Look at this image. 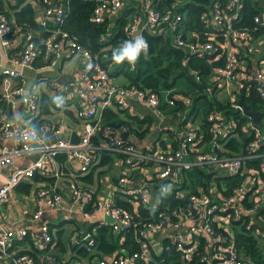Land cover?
I'll return each instance as SVG.
<instances>
[{
    "label": "built area",
    "instance_id": "2783aa9c",
    "mask_svg": "<svg viewBox=\"0 0 264 264\" xmlns=\"http://www.w3.org/2000/svg\"><path fill=\"white\" fill-rule=\"evenodd\" d=\"M241 1L226 0V3H222L218 0L215 3L209 34L205 40L186 39L177 34L176 42L193 52L211 54L217 58L223 56V62L213 67L207 90L212 92L214 85L217 91L224 87L232 106L245 113L239 99L246 83L248 87V84L254 82L264 99V59L255 65L245 63L246 58L257 51L258 44L249 28L236 22L240 15ZM143 2L145 27L151 30H174L182 18L176 3L163 10L152 0ZM126 3L127 0H96L93 18L101 21L106 15L120 12ZM226 6L232 10L228 11ZM47 7V13L41 17L40 22L48 31L41 35L36 28L28 26L23 47L14 61L23 67L33 66L38 56L43 54L49 64L56 65L65 50L85 58L84 86L75 85L78 95L77 114L84 120V130L78 142L64 138L49 142L45 139L48 130L59 132L61 125L42 122L37 126L11 118L3 119L0 135L3 138H16L17 143L13 146L0 143V168L13 164L10 173L5 178L0 177V203L10 197L15 184L32 178L62 151L80 158L81 170H86L93 165L97 149L115 150L121 152L128 163L153 161L156 174L161 180H176L189 175L190 185L195 187L193 190H183L184 193L179 197L187 194V199L180 200V204L165 202L155 210L153 216L116 204L111 198H97L92 211L109 214L113 218L112 227L118 233L133 230L139 245L135 250L125 247L126 252L98 257V264H264V120L256 123L249 114L251 118L244 126L248 136L245 138L238 131L235 116H227L222 109L213 107L205 116L209 126L208 136L201 126L188 123L177 129L178 144L173 148L137 147L134 142L120 135L114 124L104 121L98 111L116 103L127 106L135 98L153 106L157 114H162V91L131 82H118L111 74L110 66L103 64L99 54L75 39L63 27L66 0H57L55 7ZM254 18L256 22L264 23V9ZM141 21L139 14L132 15L129 23L132 36H143ZM12 29L11 18L4 9H0V38L5 46L11 44ZM3 71L10 75L18 73L11 66H4ZM196 77L199 78L198 74ZM166 90V101L175 105V98L168 95L172 89ZM192 96L186 93L179 99L188 106L193 101ZM9 98L12 104L20 100L33 115L40 108V92L37 89L26 91L23 86H17L9 92ZM99 132L102 138L96 142L94 135ZM233 138L238 143L232 144ZM35 151L39 155L31 163H14L16 156ZM197 167L212 172V175L207 176L208 185L195 180L196 176L201 178ZM118 180L123 194L137 198L139 205L151 203V183H133L126 174H120ZM71 187L76 200L89 201L93 198L92 190L78 182L72 181ZM61 200L62 193L54 186L38 187L35 198L37 208L33 217H39L44 206H58ZM89 212L84 210L86 215ZM238 231L254 237V246L259 256H254L238 245ZM27 232L24 226H3L0 211V259L9 252V246L14 240L25 237ZM159 233L165 237L159 238ZM83 237L86 248L90 252L95 251L98 240L92 232H85ZM37 239L43 246L52 239L48 223L41 225ZM12 260L14 264H62L51 255L38 260L29 251L13 254Z\"/></svg>",
    "mask_w": 264,
    "mask_h": 264
},
{
    "label": "crops",
    "instance_id": "0c3cea01",
    "mask_svg": "<svg viewBox=\"0 0 264 264\" xmlns=\"http://www.w3.org/2000/svg\"><path fill=\"white\" fill-rule=\"evenodd\" d=\"M56 2L57 0L48 2L44 0H0V8L7 12L13 22L11 44L5 46L0 38V123L5 118L37 126H40L42 122H50L55 126L61 125V130L59 132L48 130L45 137L47 141L54 142L59 138H64L78 142L85 124L77 114L78 95L75 85L84 86L83 70L87 62L85 58L65 50L56 65L49 64L43 54L38 56L33 66L23 67L14 61V58L21 52L28 26L36 28L41 35L48 31L41 24L40 19L47 13V6L55 7ZM133 2V15L139 14L142 18L140 26L144 27L142 30L144 32L145 29H150L145 27L147 25H145L144 2L143 0H133ZM24 6L33 9L35 25L23 20L21 11ZM263 9L262 6L261 10ZM256 43L258 44L257 51L246 58L245 63L248 65H255L264 59V34L256 37ZM109 64L112 68L115 62L111 60ZM4 66L14 67L18 73L6 74L3 71ZM113 76L120 83L130 82L129 76L123 69ZM17 86H23L26 91L37 89L40 92V108L35 115L20 100L12 104L9 92ZM181 88L182 90L175 91L173 88L168 89H172L174 94L181 98L189 93L187 92L190 90L189 81L187 80L186 86ZM161 91L163 95L162 114H157L153 106L135 98L131 99L127 106L116 103L100 108L98 114L104 121L114 124L120 135L134 142L139 148H173L178 144L177 129L188 123L197 124L203 129L201 124L212 106L205 98L200 97L188 109L175 111L173 110L175 105L166 101L167 90L161 89ZM217 92L221 100L228 99V93L224 87H220ZM194 105L198 108L197 111H191ZM107 111L113 113L109 118H106ZM132 115H137L143 120ZM136 128L143 133H138ZM101 138L100 132L94 135L96 142ZM1 142L13 146L16 145L17 139L3 138L0 135ZM95 153L93 165L89 169L81 170V159L69 156L62 151L54 157L53 161L46 163L38 170L32 178L23 179L15 184L10 197L0 203L2 225L24 226L28 232L25 237L14 240L9 246V252L0 259V264H14L12 255L20 251H29L38 260L51 255L62 264H98L96 261L98 257L126 252L124 248L131 245L128 236L134 238V234L133 230L124 233L116 232L111 224L113 218L109 214L93 212L97 198H111L116 204L153 216L156 214L155 210L165 203L164 200H167L168 196L177 195L179 197L190 185V182L186 180L189 175L176 180L159 179L156 174V164L153 161L128 163L121 152L108 149H97ZM38 155L37 151L18 155L14 163L28 164L37 159ZM12 168L13 164L1 167L0 177L5 178ZM120 174H126L133 183H151L153 186L151 203L139 205L137 198L123 194L119 189L118 176ZM198 179L196 176L195 180ZM72 181L91 189L93 198L89 201L76 200L71 187ZM42 185L57 188L62 193V200L58 206H44L41 215L34 218L33 212L37 208L36 192ZM168 185H171V190L166 192L164 189ZM84 210L90 211L89 214L86 215ZM45 222L50 225L52 239L43 246L39 243L37 236L41 233V225ZM88 231L92 232L98 240V246L93 252L86 248V240L83 239V234ZM105 231L107 235L105 238L112 237L111 231L114 235L112 240L118 243L113 250L99 242V238L104 235ZM157 236L165 237L161 233Z\"/></svg>",
    "mask_w": 264,
    "mask_h": 264
},
{
    "label": "trees",
    "instance_id": "16d2710c",
    "mask_svg": "<svg viewBox=\"0 0 264 264\" xmlns=\"http://www.w3.org/2000/svg\"><path fill=\"white\" fill-rule=\"evenodd\" d=\"M129 1H127L120 12L113 16L106 15L101 21H96L93 18L96 0H66L63 27L69 30L75 39L89 47L93 52L98 53L103 64L110 66L109 63L112 60L113 50L120 47L124 41L133 38L130 34L129 23L134 12V2L133 0ZM152 1L157 7L163 10L172 7L176 3V8L182 13V18L174 30L171 28H168V30L166 28L162 30L145 29L143 36L149 46L147 54L142 51L134 66L127 60L122 64L115 63L110 69L111 74H115L120 69H123L129 76L131 83L144 88L152 87L157 90L172 88L180 77H185L190 84V90L187 92L194 95L192 96V103L202 97L210 102L212 108L222 109L227 116H235L237 118V127L240 135L248 138L246 135L247 131H244V126L251 118L250 115L246 112L244 113L240 108L232 106L229 99L221 100L218 97V89L215 88V85L212 92L207 90V86L211 83L210 78L213 67L223 62V56L217 58L211 54L193 52L186 47L180 46L176 42L177 34H180L186 39L205 40L209 34L212 9L218 0ZM220 1L226 3V0ZM226 9L228 11L232 10L229 6H226ZM261 9L262 6H260L259 0H242L239 7L240 15L236 22L237 24L248 27L250 34L254 37L264 34V23H258L254 18ZM21 12L23 14V20H26L30 24H36L34 12L31 7L24 6ZM196 74H198L199 78L196 77ZM168 95L173 96L176 100L173 110H185L191 107L192 103L187 106L182 99H179L174 94V91H171ZM245 100L250 109L258 111L260 120H264V99L260 96L254 82L248 84ZM197 109L195 106L191 111H197ZM106 115V118H109L113 113L107 111ZM132 116L143 120V118L137 115ZM207 123L206 119H204V122L201 124L206 136L209 135V126ZM135 130L140 134L143 133L137 128ZM233 140L231 141L232 144H234L233 142L238 143L236 138H233ZM196 169L201 178L212 175V172H207L203 168L197 167ZM185 199H187V194L184 197L170 195L164 202H171L173 205H177L180 204V200ZM103 234L99 238L101 245H107L112 250L115 246L117 247L118 243L114 239L112 240L114 235L111 231L110 235L112 237L110 238H105L107 236L106 231ZM128 239L131 242L130 249L135 250L139 247L138 241L135 238L128 236ZM255 241L254 237H251L246 232H237L238 245L250 251L254 256H259L254 246Z\"/></svg>",
    "mask_w": 264,
    "mask_h": 264
},
{
    "label": "clouds",
    "instance_id": "9594fccd",
    "mask_svg": "<svg viewBox=\"0 0 264 264\" xmlns=\"http://www.w3.org/2000/svg\"><path fill=\"white\" fill-rule=\"evenodd\" d=\"M148 47V43L142 35H135L133 39L124 41L120 47L113 50L112 60L116 64H122L127 60L134 66L142 51L147 54ZM88 67L91 68L92 65L89 64ZM170 190L171 185L164 189L166 192Z\"/></svg>",
    "mask_w": 264,
    "mask_h": 264
},
{
    "label": "water",
    "instance_id": "95a60500",
    "mask_svg": "<svg viewBox=\"0 0 264 264\" xmlns=\"http://www.w3.org/2000/svg\"><path fill=\"white\" fill-rule=\"evenodd\" d=\"M259 4L261 6L264 7V0H259ZM246 88H247V83L246 85L242 88V93H241V96H240V99H239V102L241 103V105L243 106L244 108V111L250 115H252L253 117V120L256 122V123H259L260 121V118H259V113L257 110H253V109H250L248 107V104L245 100V93H246Z\"/></svg>",
    "mask_w": 264,
    "mask_h": 264
},
{
    "label": "rangeland",
    "instance_id": "374dc122",
    "mask_svg": "<svg viewBox=\"0 0 264 264\" xmlns=\"http://www.w3.org/2000/svg\"><path fill=\"white\" fill-rule=\"evenodd\" d=\"M186 83H187V80H186V78L185 77H180L178 80H177V83L172 87L173 88V90L175 91V90H182V88L181 87H184V86H186ZM227 98H228V95H227ZM226 100V99H225ZM188 182H190V178H188V179H186ZM208 178L207 177H205V176H203L202 178H200V179H198L197 180V182L199 181V183L201 184V181H202V183L204 184V185H208ZM193 187H195V186H191V185H189L187 188H186V190L187 191H189L190 189L191 190H193Z\"/></svg>",
    "mask_w": 264,
    "mask_h": 264
}]
</instances>
